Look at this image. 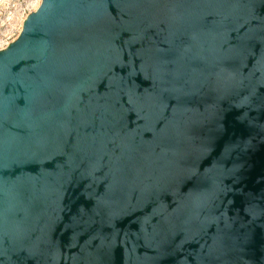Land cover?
<instances>
[{
  "label": "water",
  "instance_id": "1",
  "mask_svg": "<svg viewBox=\"0 0 264 264\" xmlns=\"http://www.w3.org/2000/svg\"><path fill=\"white\" fill-rule=\"evenodd\" d=\"M0 52V264H264V0H40Z\"/></svg>",
  "mask_w": 264,
  "mask_h": 264
},
{
  "label": "rangeland",
  "instance_id": "2",
  "mask_svg": "<svg viewBox=\"0 0 264 264\" xmlns=\"http://www.w3.org/2000/svg\"><path fill=\"white\" fill-rule=\"evenodd\" d=\"M40 4V0H0V52L19 37L25 21Z\"/></svg>",
  "mask_w": 264,
  "mask_h": 264
}]
</instances>
